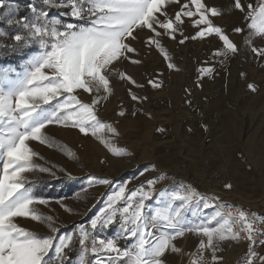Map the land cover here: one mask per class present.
Masks as SVG:
<instances>
[{"label":"rangeland","instance_id":"1","mask_svg":"<svg viewBox=\"0 0 264 264\" xmlns=\"http://www.w3.org/2000/svg\"><path fill=\"white\" fill-rule=\"evenodd\" d=\"M26 1L30 9L35 6L38 10L47 11L50 19L63 23H85L65 15L70 11L69 7H48L35 0ZM202 2L219 10L220 15L209 16V19L236 45V53L215 56V52L224 51L222 41L215 34L191 39L204 27H192V22L198 19L195 16L191 19L183 17V24L178 25L182 34L177 32L175 39L164 35L163 29H156L161 33L156 39L166 51L168 60L155 45L147 44L153 33L148 29H137L134 32L136 38L125 41L136 51L127 54L130 59L122 58L109 66V71L105 73L111 89L107 99H103L106 94L102 89L98 93L93 89L91 94L83 90L73 93L82 103L89 105L94 97H100V102L95 105L96 117L115 129L117 134L105 128L94 137L91 131L85 135L77 128L54 123L44 129L50 144L29 142L35 153L31 161L35 168L24 173L28 182L26 187H30L34 198L46 202L32 207L45 216L53 217L59 230L57 236L73 234L74 239H78L81 230L86 229L98 239H115L121 248L130 247L128 239L120 236L118 222L93 230L91 221L104 213L110 199L121 187L134 186L135 190L155 178H158L155 186L167 187L166 182L160 183L159 180L169 175L191 181L204 194L209 192L208 198L218 197L217 200L207 201L210 206L201 217L212 216L223 205H236L264 213V55L252 50L264 49V38H250L245 20L248 5L255 7L258 0H241L245 12L234 8V0ZM186 3L190 4V0L168 3L163 11L174 19L175 13ZM192 10L195 11L194 8ZM157 15L161 21L165 19ZM32 18L30 10L27 18L20 21ZM17 25L20 27L19 23ZM236 27L243 31L235 33L233 29ZM182 39L185 40L183 44L179 43ZM35 47L24 59L0 64V70L11 69L22 74L26 59L40 50L38 44ZM131 60H138L139 63L133 64ZM169 63L174 67L170 69ZM201 69L212 71L201 72ZM120 73L131 77L135 84L122 79ZM149 81L159 86L153 87ZM249 85H253L255 91ZM132 95L139 99L133 100ZM121 112L124 115L118 114ZM97 137L109 141L114 148L125 150L127 155H112ZM69 152L73 155L69 156ZM172 157L178 160L176 169L183 173L173 170L167 175L156 171L147 181L140 183L129 177V173L134 171L133 175L139 176L153 164L157 169L159 161L171 160ZM92 176L107 178L111 183L90 184L89 177ZM226 184L232 187L227 189ZM121 202L118 201L116 207L125 205ZM195 210L184 211L196 219L190 225L204 222L197 220L200 216ZM16 222L42 237L52 234L44 223L29 218H16ZM202 239L206 242L207 238ZM200 242L195 241L182 264L190 262ZM87 243L90 246V241ZM218 246L219 250L215 253L217 264H237L246 250L236 240H225ZM205 251L208 264H211L212 253L207 249ZM79 253L80 250L65 264H79ZM260 254L264 258V248ZM108 255L89 253L88 260L95 264L96 259L102 257L103 264H107ZM174 257L170 254L168 263H172L176 259ZM46 259L48 264H57L54 249L50 250ZM260 262L264 264L261 259Z\"/></svg>","mask_w":264,"mask_h":264},{"label":"snow or ice","instance_id":"2","mask_svg":"<svg viewBox=\"0 0 264 264\" xmlns=\"http://www.w3.org/2000/svg\"><path fill=\"white\" fill-rule=\"evenodd\" d=\"M42 3L48 7H69L70 11L65 15L85 23H63L58 19H50L47 11L38 10L35 6L31 7V20L7 21L10 25L19 23L24 30L23 35L11 37L16 42L14 47L23 48L35 43L40 50L26 59L22 74L11 69L0 70V264H48L46 258L53 249L57 264H65L68 252L75 247L77 241L73 234L57 236L59 230L55 227L53 217L45 216L32 207L46 202L34 198L30 187H26L28 182L24 173L35 168L31 163L35 153L29 142L50 144L44 129L54 123L77 128L85 135L91 131L94 137L105 128L117 134L115 129L96 117L95 105L100 102V97H94L89 105L82 103L73 93L83 90L91 94L93 89L97 93L102 89L106 94L103 99H107L111 89L105 73L109 71V66L122 58L130 59L127 54L136 51L125 41L135 39L134 32L137 29L152 32L153 36L149 37L147 44L155 45L168 60L170 58L156 39L161 35L156 29H163L164 35L175 39L177 32L182 34L178 25L183 24V17L191 19L195 16L198 19L192 22V27H204L191 39H203L215 34L222 41L224 49L215 52V56L237 52L236 45L209 19V16L220 15L219 10L207 7L202 0H190V4L182 5L174 19L169 18L163 9L168 3H179V0H42ZM234 8L245 12L241 0H234ZM157 14L165 19L161 21ZM245 20L248 22L250 38H264V0H258L255 7L248 5ZM233 31L240 33L243 30L236 27ZM184 42V39L179 41L181 44ZM252 50L258 55H264V49ZM131 63L138 64L139 61L131 60ZM168 66L170 69L174 67L171 63ZM200 71L211 72L212 69ZM120 76L135 84L131 77L123 73ZM149 83L153 87L159 86L153 81ZM249 88L255 91L253 85H249ZM131 98L139 99L135 95ZM118 114L124 115L123 112ZM97 138L112 155H127L125 150L112 147L104 138ZM68 155L73 154L69 152ZM157 179L148 180L146 189L141 185L126 198L125 188L121 187L110 199L104 213L91 221L93 230L103 229L117 223L118 216L120 236L131 241V246L121 248L115 239H98L86 229L81 230L78 237L79 264H92L88 260L89 253L109 254L107 264H164L162 258L167 251H181L172 242L183 237L186 231L207 238L206 242L202 240L198 245L197 253L193 254L198 258L191 259L190 264H204L206 249L212 253V264H217L215 253L219 250V242L239 241L242 233L249 241L248 258L244 264H254L253 245L257 242L255 236L264 235V231L256 225L264 222V217L253 214L250 220L240 210H237L238 214L235 216L229 213L225 217L222 211L217 210L201 224L184 225V211L192 207L193 202L208 208L210 205L207 201L217 200L218 197L208 198L191 186H182V191L173 192L163 207L155 210L151 221H146V202L153 198ZM89 183L108 185L111 181L92 176L89 177ZM231 187V184L225 185L227 189ZM120 200H125V205L116 207ZM16 218H29L34 222L44 223L52 234L42 237L19 226ZM150 224L153 228L166 226L172 232L157 236L150 230ZM235 225H239V228L235 229ZM89 241L90 246L87 243ZM259 243H264V240ZM112 253L115 255H111ZM103 260L104 258L98 257L95 264H103ZM261 260L264 262V258Z\"/></svg>","mask_w":264,"mask_h":264},{"label":"crops","instance_id":"3","mask_svg":"<svg viewBox=\"0 0 264 264\" xmlns=\"http://www.w3.org/2000/svg\"><path fill=\"white\" fill-rule=\"evenodd\" d=\"M179 158H181V157H179ZM143 159L146 160L145 157ZM118 160L120 161V159H118ZM177 161L178 160L175 157H172L171 160H166L163 162L159 161L157 169L155 168V166L153 164L152 166H150V168L145 169V171L142 174H140L139 176H134L133 173H136V171H134L133 173H129V177L132 176V178H134L135 181H138V183H140V182L147 181L156 171L158 173H161V174H167L170 171L172 172L173 170H175L179 173H183V171H181L180 169H176L177 167H175V166L178 165ZM120 162L125 163L124 161H120ZM144 162H148V161H144ZM159 166H162V167H159ZM154 187H155V193L153 195V198L149 202H146L147 206L144 210L145 214H146L145 215L146 221H151V217L153 216L155 210L163 207L164 203L170 198L171 194L173 192H175L174 189H172L168 186L167 187L166 186H162V187L154 186ZM133 188H134V186L133 187H127V186L125 187V198L133 191ZM162 193H167V194L162 195ZM125 202H126L125 200H122L121 203L125 204ZM176 203L178 204L179 202H176ZM122 206H124V205H122ZM189 209H196L195 213H197V215L200 216L199 219H197V220L198 221L199 220L204 221L205 218L201 217V216H204L205 210L208 208H204L202 204H200L198 206L196 202H193L192 207L186 208L185 212L189 213V211H188ZM185 212L183 214L182 223L184 225H190V224L194 223L196 219L185 214ZM117 220H118V217H117ZM150 230L153 231L155 233V235H157V236L162 235L166 232H168V233L172 232L171 229H168V228H166V226H163V225L156 227V228H153V227H151V224H150ZM202 237H203L202 235H197V234H194L193 232L186 231L183 237H179L172 242L175 245V247H177L181 251L179 253H174V252H171L170 250L167 251L165 253V256L162 258L164 260V264H182L183 259L186 256V252L193 248L196 240L202 241L203 240ZM128 243H129V246H131L132 242L128 240ZM170 254L175 256L174 259L176 258L172 263H168V258L170 256ZM211 264H212V257H211Z\"/></svg>","mask_w":264,"mask_h":264},{"label":"trees","instance_id":"4","mask_svg":"<svg viewBox=\"0 0 264 264\" xmlns=\"http://www.w3.org/2000/svg\"><path fill=\"white\" fill-rule=\"evenodd\" d=\"M36 3H41L42 0H35ZM0 64H12L27 57V55L34 51L35 43L27 45L23 48L14 47L15 41L11 39L16 34H24V31L17 25V23L8 24V20L20 21L27 18L30 12L29 3L26 0H0ZM7 45V46H5ZM52 190V189H51ZM53 192V191H52ZM72 251L68 252V259L72 260L76 257L80 250L78 239Z\"/></svg>","mask_w":264,"mask_h":264},{"label":"built area","instance_id":"5","mask_svg":"<svg viewBox=\"0 0 264 264\" xmlns=\"http://www.w3.org/2000/svg\"><path fill=\"white\" fill-rule=\"evenodd\" d=\"M205 165H208V162L205 161ZM159 182H166L167 186L174 189L175 192H179L182 191V186H191L193 189L196 190V192L202 194L205 197L210 196V193H203V191L198 190L197 187H194V183H192L191 181L185 179V178H181V177H177L175 175H169L166 178H163L161 180H159ZM219 184V181L217 183V185ZM222 184V183H220ZM145 189L147 188L146 184H143ZM140 188V187H139ZM138 188V189H139ZM137 190V188L135 189ZM212 196V195H211ZM220 211H222V214L227 217L229 215V213H231L233 216L237 215V210L242 211L243 213H245L248 218L251 220L253 218V214H255L257 217H264V213H261L257 210L254 209H250V208H246V207H241V206H232V205H223V207H219ZM235 229L239 228V225H235L234 226ZM256 227H258L260 230L264 231V222H258ZM256 239V243L253 245L254 251H255V256L253 257L254 259V264H261L260 259H261V254H260V250L262 248H264V243H259L260 240H264V235L261 234H257L255 236ZM240 243V246L246 249L245 252L243 253L242 257L238 260L237 264H244L245 260L248 258V253H249V241L246 238V236H244V234H241V239L239 241H237ZM197 248L198 246L194 249L193 254L197 253ZM192 254V259L194 258H198L197 256H194ZM190 264V262L188 263ZM204 264H208V258H207V254L206 251H204Z\"/></svg>","mask_w":264,"mask_h":264}]
</instances>
